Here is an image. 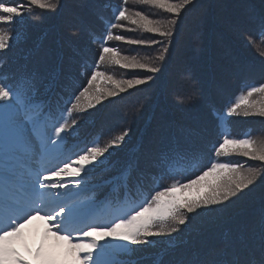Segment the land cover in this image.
I'll return each mask as SVG.
<instances>
[{
	"label": "trees",
	"instance_id": "16d2710c",
	"mask_svg": "<svg viewBox=\"0 0 264 264\" xmlns=\"http://www.w3.org/2000/svg\"><path fill=\"white\" fill-rule=\"evenodd\" d=\"M11 2H24L25 15L14 26H3L11 27L15 35L6 55L0 53V73L13 79L31 77L37 86V101L45 99L50 106L58 102L69 105L70 89L82 82L87 87L93 66L99 63L100 44L110 19L124 25L111 29L113 37L122 34L130 39L158 41L153 45H130L114 38L106 41L122 55L134 56L161 70L153 74L146 69L101 64L100 70L115 79H152L118 96H105L95 107L74 111L69 118V122L76 119L77 124L66 149L85 138L87 132L92 131L93 141L97 134L102 135L99 142L103 145L128 131L119 148L110 150V166L86 178L89 191L84 199L93 198L97 185L118 176L129 165L135 166L131 182L135 185L139 180L149 189L155 187L151 179L167 180L190 162L201 166V175L211 162L231 160L245 168L264 167L236 153L217 157L214 151L225 131L236 138L250 133L252 139L264 142V118L241 114L229 118L231 123L226 126L214 115V110L223 111L246 85L264 83V37L258 34L264 0H194L177 18L170 42L128 21H115L111 13L122 0H61L55 12L29 6L26 0ZM126 6L161 23L172 18L165 10L136 0H128ZM164 46L168 52L160 61L157 57ZM96 86L112 87L104 78ZM254 100L264 103L259 95ZM68 178L69 185L77 179ZM110 187L99 190L101 198ZM262 209L264 171L236 197L189 214V223L180 226L182 231L170 237H152L153 245L137 253L140 264H155L158 256L164 264H188L196 255L219 249L226 234L249 239L259 231Z\"/></svg>",
	"mask_w": 264,
	"mask_h": 264
},
{
	"label": "snow or ice",
	"instance_id": "6c2138e0",
	"mask_svg": "<svg viewBox=\"0 0 264 264\" xmlns=\"http://www.w3.org/2000/svg\"><path fill=\"white\" fill-rule=\"evenodd\" d=\"M136 2L156 6L172 18L166 23L154 21L144 12L131 11L126 6L128 0H122L111 16L115 21H128L170 42L177 18L194 0ZM60 3L61 0H26L29 6L52 12ZM25 6L24 2L13 4L11 0L7 3L0 0V53L6 55L15 35L11 27L3 26L18 23L25 15ZM122 27L123 24L109 20L100 44L99 63L93 66L87 87L73 97L71 107L56 123L50 122L37 101V86L31 77L13 79L0 73V264H32L21 254V247L37 264H140L137 253L153 245L152 237H170L182 231L180 226L189 223V214L198 209H211L236 197L253 185L264 171V167L245 168L244 164L231 160L211 162L207 171L202 175L193 173L196 178L188 177L187 183L178 181L149 189L139 180L135 185L131 182L135 166L129 165L118 176L97 185L93 198H83L89 191L86 178L97 169L110 166L113 154L110 150L119 148L128 131L103 145L97 139L78 152L65 155L68 137L77 124L76 119L69 123V118L74 111L84 112L95 107L105 96H118L152 79V76L115 79L101 71L100 65H116L125 70L146 69L153 74L161 70L134 56L122 55L115 46H107L106 41L113 38L130 45L158 43L130 39L122 34L113 37L111 29ZM258 34L264 37V15L260 16ZM167 52L168 47L164 46L157 59L163 61ZM100 78L112 87L96 86ZM257 95L264 97V83L246 85L223 111L214 110V115L226 126L231 123L229 118L241 114L264 118V103L254 100ZM214 151L217 157L236 153L264 166V142L252 139L250 133L236 138L225 131ZM65 177L77 179H73L70 186L64 181ZM109 185L108 193L101 198L99 190ZM36 220L43 221L44 232L39 245L33 247L28 240L32 238V222ZM50 239L57 243L49 245ZM118 256L127 259H116ZM155 264H164L163 258L158 256ZM188 264H264V209L259 231L253 237L233 238L226 234L219 249L196 255Z\"/></svg>",
	"mask_w": 264,
	"mask_h": 264
},
{
	"label": "rangeland",
	"instance_id": "374dc122",
	"mask_svg": "<svg viewBox=\"0 0 264 264\" xmlns=\"http://www.w3.org/2000/svg\"><path fill=\"white\" fill-rule=\"evenodd\" d=\"M40 225V222L37 221V226H33V224L31 225V231H32V238H30L28 240V244L32 245L33 247L38 246L41 237L43 236V232L40 233L38 226ZM49 245H55L57 242L55 240L50 239L48 241ZM21 254L25 256L26 259H29L32 261V264H35L36 261L33 259V257L26 251V249L24 247L20 248ZM58 251V249H57Z\"/></svg>",
	"mask_w": 264,
	"mask_h": 264
}]
</instances>
